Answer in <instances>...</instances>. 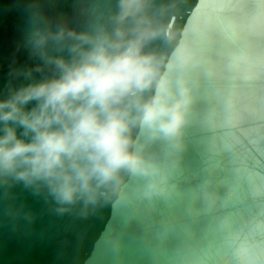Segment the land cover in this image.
<instances>
[{
  "label": "water",
  "instance_id": "obj_1",
  "mask_svg": "<svg viewBox=\"0 0 264 264\" xmlns=\"http://www.w3.org/2000/svg\"><path fill=\"white\" fill-rule=\"evenodd\" d=\"M117 0H0V96L31 67L38 10L80 31ZM157 84L186 100L177 144L151 141L153 180L80 213L21 186L0 189V264H264V0H148Z\"/></svg>",
  "mask_w": 264,
  "mask_h": 264
},
{
  "label": "clouds",
  "instance_id": "obj_2",
  "mask_svg": "<svg viewBox=\"0 0 264 264\" xmlns=\"http://www.w3.org/2000/svg\"><path fill=\"white\" fill-rule=\"evenodd\" d=\"M148 0H117L77 31L38 10L24 44L35 61L12 72L0 96V189L21 186L51 200L58 214H87L121 189L122 175L153 180L151 141L177 144L186 100L157 84Z\"/></svg>",
  "mask_w": 264,
  "mask_h": 264
}]
</instances>
